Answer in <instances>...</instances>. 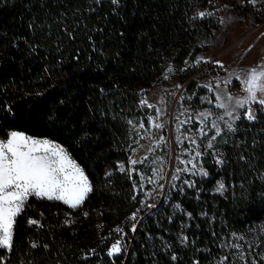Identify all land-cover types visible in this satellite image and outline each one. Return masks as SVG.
Masks as SVG:
<instances>
[{
    "label": "trees",
    "instance_id": "1",
    "mask_svg": "<svg viewBox=\"0 0 264 264\" xmlns=\"http://www.w3.org/2000/svg\"><path fill=\"white\" fill-rule=\"evenodd\" d=\"M208 2L120 0L117 7L111 0H0V136L16 129L57 140L92 185L76 209L29 197L16 217L11 250L0 249V264H200L204 250L197 245L207 246L203 240L213 238L219 223L242 228L264 220V110L258 108L256 120L242 115L228 133L221 167L208 163L207 185L222 175L227 186L209 194L213 218L201 217L194 199L175 192L202 224L194 244L160 227L158 210L145 214L136 232L128 222L138 196L119 165L129 157L130 118L140 111L142 88L168 65L182 78L197 69L189 60L218 25L210 15L196 17ZM232 83L241 86L235 77ZM118 238L126 251L109 257Z\"/></svg>",
    "mask_w": 264,
    "mask_h": 264
},
{
    "label": "rangeland",
    "instance_id": "2",
    "mask_svg": "<svg viewBox=\"0 0 264 264\" xmlns=\"http://www.w3.org/2000/svg\"><path fill=\"white\" fill-rule=\"evenodd\" d=\"M199 11L211 12L210 16L218 25L216 30L208 35L205 47L189 62L196 64L195 61L199 58L208 62L196 64L197 69L185 78L181 77L182 71L170 64L152 84L142 88L139 105L140 100L146 98L154 107L140 105V111L130 118L129 157L126 163L121 162L131 174L138 196L136 206L128 214V222L137 224L145 214L158 210L161 218L159 217L156 223L161 224L160 227L163 226L167 233L177 234L178 238L182 235L188 236L191 244H194L192 241H197L196 234L202 230V224L193 216V212L181 203L180 198L175 197V192H180L182 198L194 199V202L199 204L201 217L213 218L216 203L209 194L218 193L215 190L217 182H223L225 186L226 182L220 175L213 185H207L206 178L210 176L208 163H214L216 169L221 167L222 164H218L216 160L219 158L224 161V144L228 133L231 132L227 129L225 121L232 122L225 115V110L217 107L218 101L215 97L226 92L233 97L242 98L245 95L242 86L238 85L235 90L232 89L235 86L232 83L233 78L237 75L242 76L243 72L264 60V35H261L264 33V0H260L255 7L246 0H209L208 5L197 8V13ZM212 61H220L224 67L221 68ZM169 66L171 71H168ZM166 75L167 79H165ZM192 78L194 83L188 87ZM228 79L231 83L225 85L223 81ZM217 81L220 82L219 89L215 87ZM207 84L213 85V91L205 87ZM181 96L184 97L183 100ZM253 107L256 110L261 108L259 105ZM156 108L161 110L158 119ZM243 111L240 110L241 116ZM201 113L210 114L205 118ZM221 116L223 120L220 119ZM151 121L162 124L163 127L156 128L150 123ZM214 122L222 132L221 135L215 136L212 147L209 148V140L215 135V128L212 127ZM141 123L145 125L144 128L139 127ZM236 123L237 121L233 127ZM201 129L206 135L201 133ZM12 131L58 143L84 170L69 150L57 140L16 129L10 132ZM6 139L7 136H0V140ZM197 153L200 155L197 156ZM130 159L142 162L133 166L129 163ZM189 160L196 165V169L181 171L178 173V180H170L171 176L177 175V168L192 169V164L187 163ZM200 169L207 171L208 176H200L198 174ZM84 172L87 175L85 170ZM153 179L156 183L149 182ZM186 180L194 181L195 187H188L184 183ZM160 185H163V188ZM170 188H172L171 192ZM149 204L155 207H147ZM175 205H180V208L177 209ZM133 213H137L135 221L129 219ZM188 213H191V217ZM211 232L213 238L203 240L205 243L209 241L207 246L197 245V249L204 250V258L201 259L200 264H219V260L224 256L229 257L224 264H243L235 255L236 250L231 247L233 243L244 246L248 264H251L253 257L259 261L257 253L264 254V220L246 224L242 228L232 227L231 224L223 221ZM232 233L244 236V240L236 239L231 235ZM249 245H252L253 250L251 255L247 256ZM259 264H264V261H260Z\"/></svg>",
    "mask_w": 264,
    "mask_h": 264
},
{
    "label": "snow or ice",
    "instance_id": "3",
    "mask_svg": "<svg viewBox=\"0 0 264 264\" xmlns=\"http://www.w3.org/2000/svg\"><path fill=\"white\" fill-rule=\"evenodd\" d=\"M97 2H99V0H97ZM246 2L255 7L260 0H246ZM111 3L119 7L120 0H111ZM209 15H212V13L208 11H199L196 13V17L201 19ZM261 35H264V33ZM201 62L208 61H203V58H199L195 61L196 64ZM212 63L219 65L221 68L224 67L220 61H212ZM171 70V66H169L168 71ZM167 78L166 75L165 79ZM235 78L240 81L242 91L245 93L242 98L233 97L226 92L217 94L215 97L218 101L217 107L224 109L225 115L231 119L232 122L225 121V124L227 129L233 132L235 131L233 127L235 121L241 119L240 110H244L243 116L248 121L256 120L257 110L254 109V105H259L261 106L259 110H264V60L243 72L242 76L237 75ZM223 83L227 85L231 83V80H225ZM177 87H179V85ZM205 87H207L209 91H213L212 84H207ZM215 87L217 89L220 88L219 81L216 82ZM37 95L40 94L37 93ZM183 99L184 97L181 96V100ZM140 105L154 107L146 98L140 100ZM155 111L158 119L161 110L156 108ZM209 114L201 113L205 118H207ZM220 119L223 120V116H221ZM129 123H131V121H129ZM150 123L156 128L163 127L162 124L156 123L155 121H151ZM139 127L144 128L145 125L141 123ZM212 127L215 128V135L209 140V148L212 147V140L215 139V136L221 135L222 132V129L215 122ZM201 133L206 135L203 129H201ZM192 143L194 144L195 141L193 140ZM199 155L200 153H197V156ZM241 159H244V157L241 156ZM140 162L142 161L135 159H130L129 161L133 166ZM216 162L218 164L224 163V161L219 158H217ZM180 163L185 162L180 161ZM187 163L192 164V161L189 160ZM194 169H196L195 164H192V169L177 168V175L171 176L170 180H178V173L181 171H192ZM119 170L122 172L125 171L124 165H119ZM193 174L197 173L193 172ZM198 174L202 177L208 176V172L203 169H200ZM107 175H111V173H107ZM149 182L156 183V180L153 179ZM184 183L187 184L188 187H195L194 181L186 180ZM160 187L163 188V185H160ZM180 190L182 191L183 189L181 188ZM215 190L223 194L226 191V186L223 182H217ZM91 191L92 185L84 170L71 158L63 146L49 141L48 139L33 138L17 131L10 132V134H7L6 140H0V249L11 250L16 217L23 211L29 197L35 196L38 199L62 201L70 208L76 209L83 204ZM147 207L153 208L155 206L149 204ZM175 207L178 209L180 205H175ZM137 211H139V209ZM85 216H87V213H85ZM188 216L191 217V213H188ZM129 219L135 221L137 219V213H133ZM38 223L37 220H29L30 225ZM66 223H70V221H66ZM114 231L120 233L121 237L126 235L122 228H116ZM131 231L136 232V224L132 225ZM213 235H215V233H213ZM231 235L238 240H244V236L242 235L237 236L236 233H232ZM179 239L181 244L185 245L189 241V237L186 235H182ZM192 243H195V241H192ZM35 246L36 245L33 244V247ZM164 247L167 251L171 246L167 242H164ZM231 247L236 250L235 255L238 259L242 261L243 264H248L244 246L239 243H233ZM248 247L249 251L247 256H250L253 250L252 245ZM123 251H126V245L122 243V239H117L116 242L110 246L107 255L109 257L117 256ZM94 253L95 250H92V254ZM257 255L259 256V261L253 257L251 264H259L260 261H264V254L257 253ZM171 259L175 261L177 259L176 255H172ZM228 259V256L222 257L219 260V264H224ZM196 264H199V262L197 261Z\"/></svg>",
    "mask_w": 264,
    "mask_h": 264
},
{
    "label": "built area",
    "instance_id": "4",
    "mask_svg": "<svg viewBox=\"0 0 264 264\" xmlns=\"http://www.w3.org/2000/svg\"><path fill=\"white\" fill-rule=\"evenodd\" d=\"M215 30H216V28H215V27H212V28H211V31H215ZM236 88H237L236 86H233V88H232V89H233V90H235Z\"/></svg>",
    "mask_w": 264,
    "mask_h": 264
}]
</instances>
